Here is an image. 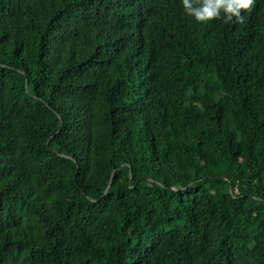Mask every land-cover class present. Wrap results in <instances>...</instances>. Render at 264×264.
Wrapping results in <instances>:
<instances>
[{
	"label": "trees",
	"instance_id": "1",
	"mask_svg": "<svg viewBox=\"0 0 264 264\" xmlns=\"http://www.w3.org/2000/svg\"><path fill=\"white\" fill-rule=\"evenodd\" d=\"M241 14L0 0V264H264V0Z\"/></svg>",
	"mask_w": 264,
	"mask_h": 264
},
{
	"label": "clouds",
	"instance_id": "2",
	"mask_svg": "<svg viewBox=\"0 0 264 264\" xmlns=\"http://www.w3.org/2000/svg\"><path fill=\"white\" fill-rule=\"evenodd\" d=\"M254 0H182L184 12L197 22L206 23L221 18L242 23V9H249Z\"/></svg>",
	"mask_w": 264,
	"mask_h": 264
},
{
	"label": "water",
	"instance_id": "3",
	"mask_svg": "<svg viewBox=\"0 0 264 264\" xmlns=\"http://www.w3.org/2000/svg\"><path fill=\"white\" fill-rule=\"evenodd\" d=\"M110 185H111V183H110ZM110 185L108 186V188H107V190L105 191V193H107L108 192V190H109V188H110ZM233 190V189H232Z\"/></svg>",
	"mask_w": 264,
	"mask_h": 264
}]
</instances>
